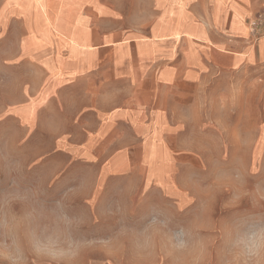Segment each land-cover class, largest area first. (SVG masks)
<instances>
[{"label":"crops","instance_id":"1","mask_svg":"<svg viewBox=\"0 0 264 264\" xmlns=\"http://www.w3.org/2000/svg\"><path fill=\"white\" fill-rule=\"evenodd\" d=\"M262 4L0 0V77L22 87L8 107L52 138L53 176L87 173L73 195L139 181L189 198L191 166L264 164V36L250 27Z\"/></svg>","mask_w":264,"mask_h":264},{"label":"rangeland","instance_id":"2","mask_svg":"<svg viewBox=\"0 0 264 264\" xmlns=\"http://www.w3.org/2000/svg\"><path fill=\"white\" fill-rule=\"evenodd\" d=\"M10 40L0 38V49L7 50ZM12 41L17 45V39ZM19 80L11 79L9 85L0 77V194L17 187L44 186L42 199L48 204L61 195L68 198L73 211L87 216L84 232L92 241L79 264H226L225 223L236 214L264 213V164L249 165L241 154L238 165H231L228 158L220 165L191 166V180L185 183L189 198L179 201L167 199L160 191H146L139 181H127L125 188V183L110 181L108 187L115 188L101 189L97 198L78 197L80 192L73 195L70 185L77 179L83 184L87 173L79 170V178L70 172L53 176L60 162L44 157L52 138L40 135L35 127L25 132L21 112L8 107V90L16 97L22 88ZM16 211H21L19 205ZM157 214L170 219L172 228L190 226L204 249L184 254L171 251L166 238L157 237L150 227L151 217ZM149 236L153 246L145 243Z\"/></svg>","mask_w":264,"mask_h":264},{"label":"clouds","instance_id":"3","mask_svg":"<svg viewBox=\"0 0 264 264\" xmlns=\"http://www.w3.org/2000/svg\"><path fill=\"white\" fill-rule=\"evenodd\" d=\"M46 187L19 188L0 194V264H79L92 241L84 232L88 218L75 212L61 195L48 204ZM19 205L21 211H16ZM170 219L153 215L150 227L179 254L204 249L190 226L170 227ZM123 230L128 232L126 225ZM226 264H264V213L236 214L224 225ZM145 243L153 246L149 236ZM206 251V250H205Z\"/></svg>","mask_w":264,"mask_h":264},{"label":"built area","instance_id":"4","mask_svg":"<svg viewBox=\"0 0 264 264\" xmlns=\"http://www.w3.org/2000/svg\"><path fill=\"white\" fill-rule=\"evenodd\" d=\"M260 8L261 11L250 22V27L252 33L264 36V5L262 4Z\"/></svg>","mask_w":264,"mask_h":264}]
</instances>
